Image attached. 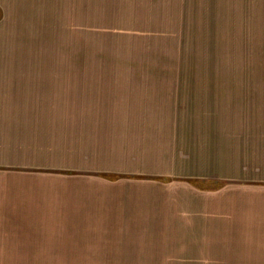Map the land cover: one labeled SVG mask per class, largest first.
<instances>
[{"label": "rangeland", "instance_id": "obj_1", "mask_svg": "<svg viewBox=\"0 0 264 264\" xmlns=\"http://www.w3.org/2000/svg\"><path fill=\"white\" fill-rule=\"evenodd\" d=\"M6 85L18 99L0 111L86 215L49 225L44 257L0 264H264L239 188L234 205L179 178L188 164L208 184L236 162L241 181L264 179L238 147L254 120L241 105L264 99V0H0V97Z\"/></svg>", "mask_w": 264, "mask_h": 264}, {"label": "crops", "instance_id": "obj_2", "mask_svg": "<svg viewBox=\"0 0 264 264\" xmlns=\"http://www.w3.org/2000/svg\"><path fill=\"white\" fill-rule=\"evenodd\" d=\"M3 94L8 98L4 97L5 95ZM17 97V87L6 85L0 97V104L7 103L6 100L10 98L17 100ZM258 98L252 97L249 102L243 103L240 107V109L249 110L248 114L252 115L254 120L252 121L249 117L241 119L240 127L238 126V130H241L238 138L241 144L238 147L244 153L250 155L249 161H245L242 167L264 173V99ZM14 115L15 113L13 112L8 115V112L0 111V253L3 252L4 258L9 259L10 256H13L12 254H15V258L18 254H22L21 251H23L26 257L30 258L29 251L36 249V253L42 252V257H44V248H48L45 240H48V233L51 230L49 225L55 223L64 224L65 217L69 220L70 217L76 218L86 214L81 213L83 210L79 203H77V206L73 204L68 210L66 207L70 205L69 201L72 203V200L66 197L65 192L71 186L66 187L63 179H52L49 173L51 169L47 164L35 163L29 158V153H34L35 151V137L26 134V136H22L23 131L20 128L23 122L22 120L15 122ZM257 119H259L258 123L255 122ZM255 129H258V131L254 132ZM21 157H25V159H20ZM27 157L33 163H29ZM239 165L234 162L228 166V174L233 176H225L222 179V172H219L220 179L213 180L208 184H206L207 182L199 181L200 179L205 180L206 177L195 176L192 171L193 168L189 167L188 164L184 174H181L179 178L185 179L188 184L192 185V192L198 194L197 196L217 195L218 198H225L226 202L232 201L234 205L237 204L226 194L232 192L230 190L237 191V188H239L241 194L249 202L252 216L254 215L255 220L253 218L252 223L259 225L256 226L255 231L264 233V226H261L264 224V179L255 178L241 181L243 179L234 173V168H238ZM231 168H233V171ZM237 168H235L237 172H242V170ZM141 176L144 177L141 178V181L147 179L145 173ZM109 178L115 179L112 175L111 177L109 175ZM123 179L129 178L125 177ZM133 179L131 178V180ZM168 179L160 177L159 180L163 182ZM83 183L76 184L72 193L76 194L75 188H78ZM142 185V183L141 185L138 184V187ZM96 193L97 189L93 185L91 194ZM140 195L142 199H145L146 194H143V191H141ZM122 202L123 199L120 198L117 202L113 200L104 205H106L107 209H112L113 213L111 214L115 215V210L122 209ZM198 205L199 203H196L195 207L198 208ZM74 207L78 210H75ZM159 212L160 209L156 213L157 217L160 216ZM245 213L242 209L238 214L244 216ZM157 219L159 220V218ZM51 220L54 222L51 223ZM52 230L59 229L52 228ZM254 236L256 238L259 237L258 235ZM29 260L31 262V259ZM37 262L39 261L37 260Z\"/></svg>", "mask_w": 264, "mask_h": 264}]
</instances>
